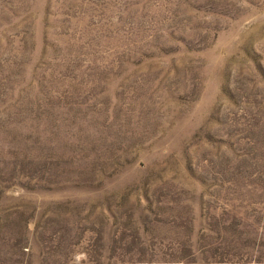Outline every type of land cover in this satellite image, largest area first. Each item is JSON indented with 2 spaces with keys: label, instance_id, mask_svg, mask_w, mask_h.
Wrapping results in <instances>:
<instances>
[{
  "label": "rangeland",
  "instance_id": "1",
  "mask_svg": "<svg viewBox=\"0 0 264 264\" xmlns=\"http://www.w3.org/2000/svg\"><path fill=\"white\" fill-rule=\"evenodd\" d=\"M0 264H264V0H0Z\"/></svg>",
  "mask_w": 264,
  "mask_h": 264
}]
</instances>
